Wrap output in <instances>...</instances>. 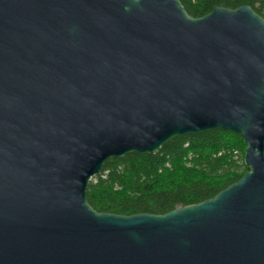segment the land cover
Instances as JSON below:
<instances>
[{
	"label": "water",
	"instance_id": "obj_1",
	"mask_svg": "<svg viewBox=\"0 0 264 264\" xmlns=\"http://www.w3.org/2000/svg\"><path fill=\"white\" fill-rule=\"evenodd\" d=\"M240 135L245 175L165 215L96 212L106 163ZM0 264H264V19L180 0H0Z\"/></svg>",
	"mask_w": 264,
	"mask_h": 264
},
{
	"label": "trees",
	"instance_id": "obj_2",
	"mask_svg": "<svg viewBox=\"0 0 264 264\" xmlns=\"http://www.w3.org/2000/svg\"><path fill=\"white\" fill-rule=\"evenodd\" d=\"M192 18L214 8L250 6L264 19V0H180ZM235 150L241 152L240 161ZM246 144L240 135L215 131L175 138L154 155L131 154L106 163L89 185L88 203L98 213L165 215L200 204L246 173Z\"/></svg>",
	"mask_w": 264,
	"mask_h": 264
},
{
	"label": "rangeland",
	"instance_id": "obj_3",
	"mask_svg": "<svg viewBox=\"0 0 264 264\" xmlns=\"http://www.w3.org/2000/svg\"><path fill=\"white\" fill-rule=\"evenodd\" d=\"M235 152H236V154H235L236 160L240 161V156H242L241 152H239L238 150L237 151L235 150Z\"/></svg>",
	"mask_w": 264,
	"mask_h": 264
},
{
	"label": "built area",
	"instance_id": "obj_4",
	"mask_svg": "<svg viewBox=\"0 0 264 264\" xmlns=\"http://www.w3.org/2000/svg\"><path fill=\"white\" fill-rule=\"evenodd\" d=\"M235 154H236V152H235ZM236 158V157H235ZM97 178V177H96ZM95 180V178L92 180V181H94Z\"/></svg>",
	"mask_w": 264,
	"mask_h": 264
}]
</instances>
